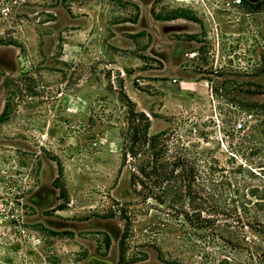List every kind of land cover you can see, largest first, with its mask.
Segmentation results:
<instances>
[{
  "label": "rangeland",
  "instance_id": "obj_1",
  "mask_svg": "<svg viewBox=\"0 0 264 264\" xmlns=\"http://www.w3.org/2000/svg\"><path fill=\"white\" fill-rule=\"evenodd\" d=\"M248 1L0 0V264H264L254 198L208 229L201 188L186 220L132 195L121 166L141 105L151 134L176 131L264 199V0ZM180 10L197 21L166 20ZM154 21L195 30L160 39Z\"/></svg>",
  "mask_w": 264,
  "mask_h": 264
},
{
  "label": "trees",
  "instance_id": "obj_2",
  "mask_svg": "<svg viewBox=\"0 0 264 264\" xmlns=\"http://www.w3.org/2000/svg\"><path fill=\"white\" fill-rule=\"evenodd\" d=\"M246 2L250 1L242 0V4ZM167 17L166 20L197 21L188 11L182 10ZM188 38L192 39L194 35ZM149 129L150 120L146 113L131 110L127 126L121 133V166L128 167L131 194L142 203L152 200L188 220L187 208L193 204L192 201H197V189L201 188L209 197L207 208L199 209V212L208 214V217L202 218L204 227L208 229L214 220L210 216L229 212V203L235 205L236 201H240L244 211L249 210L248 205L254 198L253 205L258 207L257 210H263L264 199L256 197V189L245 186L244 179L236 177L232 171L214 167L206 152L197 151L176 131L168 129L151 134ZM222 180L226 188L221 189ZM236 207L233 209L235 213ZM253 222L257 236L252 255L258 262L264 263V220L253 218Z\"/></svg>",
  "mask_w": 264,
  "mask_h": 264
},
{
  "label": "crops",
  "instance_id": "obj_3",
  "mask_svg": "<svg viewBox=\"0 0 264 264\" xmlns=\"http://www.w3.org/2000/svg\"><path fill=\"white\" fill-rule=\"evenodd\" d=\"M144 1V0H143ZM143 6H144V3H143ZM70 19H73V20H75V22L74 23H76L75 25L73 24V25H69V27L68 28H70V27H73V32H74V34L76 35V36H78L80 33H83L84 31H85V28H86V25H85V21L82 19V18H84V16H80V17H73V18H71V17H69ZM177 20H179V19H177ZM175 22V23H174ZM73 23V22H72ZM159 24H161V23H159L158 21H154L152 24H151V26H150V28L148 29V31H149V33L150 34H152V36L154 35V32L151 30V28L152 29H157L156 31H157V36H158V38H160V39H162V29H163V25H159ZM171 24H183L182 22H177V21H172L171 22ZM159 25V26H158ZM68 26V25H67ZM178 30V26H175V25H172L171 26V28H166V31H169L168 33H170V31L171 32H175V33H177L176 31ZM86 32V31H85ZM69 38H71V36H68V39H66L67 41H64V45H67V44H70V41H68V40H70ZM75 46H77L79 49L81 48V46H78V45H75ZM155 52H159V50H157V49H153ZM152 52V51H151ZM153 53V55H155V53L154 52H152ZM139 109L141 110V111H143L144 113H146L147 114V109L145 108V107H142L141 105L139 106ZM151 109V111L152 112H155V108L153 109V108H150Z\"/></svg>",
  "mask_w": 264,
  "mask_h": 264
},
{
  "label": "built area",
  "instance_id": "obj_4",
  "mask_svg": "<svg viewBox=\"0 0 264 264\" xmlns=\"http://www.w3.org/2000/svg\"><path fill=\"white\" fill-rule=\"evenodd\" d=\"M195 3L202 8V10L210 13L211 10L218 9L220 11H229L236 9L242 5V0H215L210 5L205 0H195ZM174 81V80H173ZM237 128L242 127V122L237 123Z\"/></svg>",
  "mask_w": 264,
  "mask_h": 264
},
{
  "label": "water",
  "instance_id": "obj_5",
  "mask_svg": "<svg viewBox=\"0 0 264 264\" xmlns=\"http://www.w3.org/2000/svg\"><path fill=\"white\" fill-rule=\"evenodd\" d=\"M145 1H148V0H145ZM159 25H162V23L159 24ZM159 25H158V26H159ZM172 25L178 26V30H177L176 32H189V31H193V30H195L194 27H192L191 25L185 24V23H183V24H170V25H168V27H166V28H171ZM162 32H163V31H162ZM168 32H169V31H164L162 34H163V35H166ZM170 32H171V31H170ZM158 58H159V57H158ZM159 59H162V58H159ZM178 65H179V63H176V64H175V66H178ZM164 73H165L166 75L176 76V74L171 73V71H170L169 69H165V70H164Z\"/></svg>",
  "mask_w": 264,
  "mask_h": 264
}]
</instances>
